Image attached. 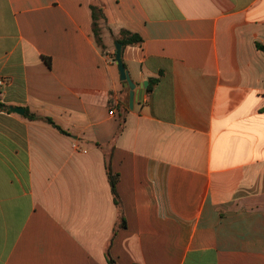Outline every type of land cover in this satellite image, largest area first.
<instances>
[{"label":"crops","instance_id":"0c3cea01","mask_svg":"<svg viewBox=\"0 0 264 264\" xmlns=\"http://www.w3.org/2000/svg\"><path fill=\"white\" fill-rule=\"evenodd\" d=\"M93 1L0 0V264H264V0Z\"/></svg>","mask_w":264,"mask_h":264},{"label":"trees","instance_id":"16d2710c","mask_svg":"<svg viewBox=\"0 0 264 264\" xmlns=\"http://www.w3.org/2000/svg\"><path fill=\"white\" fill-rule=\"evenodd\" d=\"M90 9H91V14H92V19H93V23H92L93 37H94V40H95L97 46L101 50H103L105 48V46L103 44L102 31L105 28L106 23H107V16H106V13L104 10V6L100 2V0H94L90 5ZM117 42L120 43L122 45V49H124L127 46H138V45H140L143 42V39L141 38V36L139 34L123 29L119 32ZM258 46L260 49L264 50V46H262V45H258ZM152 83H154V81L150 80V84L147 88V91L151 90ZM5 109H6V111L11 112L10 106H6ZM24 116L29 120L40 121V122L46 123V124L54 127L55 129L61 131L62 133H66L60 126H58L54 122V120L52 118H50L48 116H43V115H40L37 113H33L29 109L25 110ZM106 168H107V175H108L109 183L111 186V190H112V193L114 195L115 203L118 207H120L121 202H120V198H119L118 193H117V183H118L119 176L112 171L111 154H109L107 156ZM125 226H126L125 220L122 219V224L115 227L114 232H113V236H115V234L119 228H124ZM107 261H108V264H116V262L110 256L108 250H107Z\"/></svg>","mask_w":264,"mask_h":264},{"label":"water","instance_id":"95a60500","mask_svg":"<svg viewBox=\"0 0 264 264\" xmlns=\"http://www.w3.org/2000/svg\"><path fill=\"white\" fill-rule=\"evenodd\" d=\"M115 62L117 65V70L119 74V79L125 83V86L130 90L129 93V101H130V106L133 107L134 102L136 100V85L133 82L131 75L129 71L125 68V65L122 60V45L118 43L117 41L115 42ZM148 85V82H145V86ZM11 110L15 113L18 114H24L25 109L23 107H12Z\"/></svg>","mask_w":264,"mask_h":264},{"label":"built area","instance_id":"2783aa9c","mask_svg":"<svg viewBox=\"0 0 264 264\" xmlns=\"http://www.w3.org/2000/svg\"><path fill=\"white\" fill-rule=\"evenodd\" d=\"M4 85V80L0 78V88Z\"/></svg>","mask_w":264,"mask_h":264}]
</instances>
